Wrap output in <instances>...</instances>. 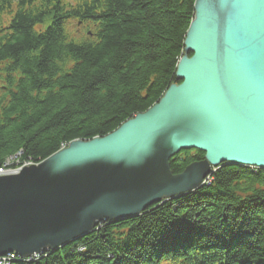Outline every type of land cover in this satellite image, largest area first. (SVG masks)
Wrapping results in <instances>:
<instances>
[{"label": "trees", "instance_id": "obj_1", "mask_svg": "<svg viewBox=\"0 0 264 264\" xmlns=\"http://www.w3.org/2000/svg\"><path fill=\"white\" fill-rule=\"evenodd\" d=\"M195 2L0 0V169L106 136L156 104L178 83ZM203 159L181 151L170 170ZM14 264H264V170L223 164L194 192Z\"/></svg>", "mask_w": 264, "mask_h": 264}, {"label": "water", "instance_id": "obj_2", "mask_svg": "<svg viewBox=\"0 0 264 264\" xmlns=\"http://www.w3.org/2000/svg\"><path fill=\"white\" fill-rule=\"evenodd\" d=\"M178 83L112 133L0 177V256L56 251L103 221L198 190L221 165L264 170V0H196ZM202 161L174 175L169 161Z\"/></svg>", "mask_w": 264, "mask_h": 264}, {"label": "bare ground", "instance_id": "obj_3", "mask_svg": "<svg viewBox=\"0 0 264 264\" xmlns=\"http://www.w3.org/2000/svg\"><path fill=\"white\" fill-rule=\"evenodd\" d=\"M13 158H15V159H12V160H9L8 159V161L5 162V164L3 165L2 169H0V177L3 176L4 174H6V168L5 167L7 166V164L9 162H16V163H18V160H17L18 159V156L13 157ZM39 163H31V162H28V163H25L24 165L29 166V165L39 164ZM17 170H18V168L17 169H11V171H17ZM34 258H36V256H32L31 258H22L17 253L11 252V253H7L5 255L0 256V260H1V263L0 264H14L17 260L18 261L30 262Z\"/></svg>", "mask_w": 264, "mask_h": 264}, {"label": "rangeland", "instance_id": "obj_4", "mask_svg": "<svg viewBox=\"0 0 264 264\" xmlns=\"http://www.w3.org/2000/svg\"><path fill=\"white\" fill-rule=\"evenodd\" d=\"M41 6H43V4H42ZM48 24H49V21L46 19V20L44 21V23H43L42 25H40V27L37 28V26H36L37 31L46 29L47 26H48ZM73 27H74V25H72V28H73ZM15 164H17V163L15 162ZM204 181H205V183H206L207 179L204 180ZM205 183L203 182L202 186H203ZM188 194H189V193H188ZM183 196H184V195H183Z\"/></svg>", "mask_w": 264, "mask_h": 264}]
</instances>
